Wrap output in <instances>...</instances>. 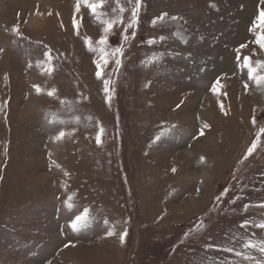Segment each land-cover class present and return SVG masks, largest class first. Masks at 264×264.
<instances>
[{
    "label": "rangeland",
    "instance_id": "374dc122",
    "mask_svg": "<svg viewBox=\"0 0 264 264\" xmlns=\"http://www.w3.org/2000/svg\"><path fill=\"white\" fill-rule=\"evenodd\" d=\"M76 4L0 0V264H254L264 0Z\"/></svg>",
    "mask_w": 264,
    "mask_h": 264
},
{
    "label": "snow or ice",
    "instance_id": "6c2138e0",
    "mask_svg": "<svg viewBox=\"0 0 264 264\" xmlns=\"http://www.w3.org/2000/svg\"><path fill=\"white\" fill-rule=\"evenodd\" d=\"M81 2H83L84 4L87 5V7L91 10V12L96 16L97 19H100L101 17V10L104 7V3L105 0H77V4H76V11L79 12L80 11V5ZM117 3H119V0H117ZM142 0H136V5L132 10V22L133 23H138V12H139V8L141 6ZM125 11V9L123 7H120V12ZM163 15H167L166 13ZM162 17H158L157 19H162ZM173 19H176L175 17ZM259 23L258 24H254L252 29H250V31H253L255 34V42L262 48L264 49V12L261 13V16L258 18ZM119 22V23H123V18L120 17L119 21H114L111 19L108 20H103L102 23H104L106 26L104 27V33H108L112 30L114 23ZM131 26V25H130ZM259 28L260 31L257 32L256 29ZM16 31L18 32L19 30L16 29ZM161 39H164L163 37ZM89 42V47L91 48V40L88 41ZM106 37H102L101 40L99 41V43L101 45L106 44ZM245 45H242V47H244ZM100 53L102 55V57L104 58V63H107V58H106V53H105V49L103 47L100 48ZM120 61H117V64H119ZM256 64L258 65V67H254L251 63L250 58H246L245 60V66L248 68V75L251 79H254L257 83V85H261L264 84V75H260L258 74L260 69H264V61H257ZM97 67H100V63L97 62ZM97 75L99 76L100 73L98 72ZM37 87V91H40L39 87ZM245 87H247V84H245ZM108 89V82H105V90L107 91ZM49 95H54V92H49ZM101 134L103 133V128H101ZM262 132H264V129L261 130ZM163 134V133H162ZM203 134V132H202ZM65 136V133L63 131H61L59 133V135L56 137L57 140L63 138ZM157 140L160 139V136H157L156 138ZM97 141H100V137H97ZM256 148V144L253 143L252 147L248 149V153L249 155H251L252 151ZM173 171H175V169H173ZM67 207L68 208H74V204L72 203V197L68 198V201L66 202ZM261 207H264V205H261ZM89 220V210L88 209H84L82 212H80V214L75 216V219L72 221L71 227L74 230H78L80 227H83L86 225V223ZM250 222L249 221H245L244 225H242V227H246ZM258 228L264 229V221L260 222L259 224L255 225ZM112 232H109V235H112ZM126 235V233H125ZM245 248H250V249H258L259 252L261 253L260 258H253L251 255L246 256V259L249 260H254V264H264V240L261 241H257V242H253L252 240H248L245 244H244ZM227 251H233V249H227ZM238 256L239 255H243L242 253L237 252L236 253Z\"/></svg>",
    "mask_w": 264,
    "mask_h": 264
}]
</instances>
